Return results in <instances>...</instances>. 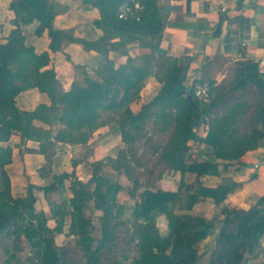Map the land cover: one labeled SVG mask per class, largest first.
<instances>
[{"label": "trees", "instance_id": "trees-1", "mask_svg": "<svg viewBox=\"0 0 264 264\" xmlns=\"http://www.w3.org/2000/svg\"><path fill=\"white\" fill-rule=\"evenodd\" d=\"M85 1L100 11L101 17L94 23L103 28L104 35L97 39L80 38L72 35L69 29L56 28L53 25L56 13L50 0H19L12 4L17 13L13 20L15 27L7 41L0 43V140L8 141L12 133L18 131L22 142L38 141L40 152L50 161L48 147L54 146L55 142L86 143L98 129L116 122L125 147L119 150L115 161L111 157L106 159L116 170L124 169L130 178V162L137 160L135 143L145 135L149 120L154 118V123L164 129L173 128L168 142L155 147L159 151V161L180 171L182 177L176 190H143L130 213L136 254L125 255L124 259L129 264H264L249 262L246 256L260 246L264 236V195L252 207H230L225 200L237 182L210 187L201 179L206 174H218V159L239 160L247 151L259 146L264 138V80L250 74L256 71L255 63L242 64L229 88L233 91L252 85L256 89L259 103L250 120L241 106L214 114L226 93L224 87L214 86L213 91L217 90V93L208 103H200L193 96V106L187 95H193L197 78L190 84V90V85L185 84L184 72L189 57L179 60L160 51L167 13L159 0H138L143 5L139 19L117 17L116 11L125 0ZM21 9L28 15L21 14ZM34 19L40 22L37 35L48 30L51 51L61 50L66 40L79 42L85 49L99 53L100 65L89 69L86 65L74 64L75 80L71 88L65 90L54 67H47L52 59L50 52L38 53L33 45L26 43L21 24ZM135 41L139 44V53L134 57L128 54L126 62L117 67L109 56L110 51L122 50L127 54L128 43ZM152 75L162 87L139 112H134L131 103L139 99ZM28 87H37L46 93L49 103H40L34 110L21 109L16 98ZM210 114L206 134L202 136L198 131L201 120ZM36 119L48 124L60 121L63 128L52 140L50 130L34 124ZM190 140L211 146L214 157L190 159ZM12 157L11 146H0V236L6 232L12 234L15 245L24 237L38 264H68L65 251L56 244L55 235L64 231L65 219L69 217L67 235L78 236L87 259L96 264L102 250L112 248L114 230L118 226L115 220L122 212L117 199L122 186L101 173L103 161L93 164V174L87 182L80 180L75 171L62 172L54 174L53 180L44 186L29 182L26 194L14 197L11 179L5 169ZM76 163L73 160V164ZM186 172L196 173L195 182H186ZM66 180L71 181L73 195L63 203L48 200L52 215L57 216V225L50 227L46 213L36 209L34 190L40 188L48 199L51 193L64 188ZM140 186L141 183L135 181L134 190ZM204 197L214 199L220 208L221 219L188 212ZM90 202L102 213V237L96 245L92 218L84 212ZM159 214H165L167 218V236H162L157 226ZM218 220L222 223L217 242L208 256H199L196 244L216 230ZM16 251L10 253L4 264H23Z\"/></svg>", "mask_w": 264, "mask_h": 264}, {"label": "crops", "instance_id": "crops-1", "mask_svg": "<svg viewBox=\"0 0 264 264\" xmlns=\"http://www.w3.org/2000/svg\"><path fill=\"white\" fill-rule=\"evenodd\" d=\"M18 1L0 0V43L7 41L15 27L13 20L17 13L12 8V4L18 3ZM50 3L56 13L53 19V25L56 28L69 29L72 35L86 39H97L104 35L103 28L94 23L96 19H100L101 15L99 9L93 4L85 0H50ZM159 3L167 13L160 51L179 60H185L189 57L187 58V60L190 59V63L186 70V85H190L195 78L203 77L209 78L207 80L214 81V85L219 86L226 78L230 76L235 78L237 69L242 64L254 63L256 59L264 57V0H159ZM223 8L225 10H222ZM20 13L24 16L28 15L22 9ZM39 23L38 19H34L31 22L21 24L26 43L33 45L38 53L50 52L52 59L47 67H54L57 78L65 90H69L75 80L76 68L74 64L86 65L89 69L100 65L101 56L99 53L96 50L85 49L79 42L66 40L61 50L51 51L48 30H45L42 35L36 33ZM127 47V54L122 50L110 51L109 56L117 67L126 62L128 54L134 57L139 53L137 41L128 43ZM239 53H243L244 57L239 58ZM161 87L162 83L154 75L150 76L139 99L131 103V109L134 112H139L142 106L159 92ZM16 101L21 109L34 110L40 103H49V98L37 87H28L17 95ZM34 124L50 130L52 140H54L55 134L63 128L60 121L48 124L36 119ZM150 125H154V118L149 120L145 134ZM206 128L205 123L200 126V135L206 134ZM172 129H165L169 137ZM169 137L161 144L167 143ZM142 138L141 144L145 145L148 139L145 135ZM138 140L135 143L136 148L140 146ZM188 144L190 146L188 151L190 159L205 160L214 157L211 146L195 140H190ZM0 146H11L13 151L12 160L5 166V169L11 179L14 197L24 196L29 182L37 186H44L53 180L54 174L62 172L71 173L75 171L80 180L87 182L93 174V164L99 160L103 161L101 173L108 177L111 175L110 178L122 186L121 190L117 192V199L122 212L115 221L123 220L130 223L131 210L143 190L140 191V194L135 195L134 192L137 189L128 188L131 181L125 170H116L113 164H110L106 159V157H111L115 161L119 150L125 147L119 125L116 122L98 129L86 143L55 142L54 146L48 147V152L51 155L50 161L46 154L40 152L38 141L30 139L22 142L21 134L18 131L13 132L8 141L0 140ZM144 150L148 151L149 148L145 146ZM137 154L136 152V158H138ZM152 155L159 162L158 165L161 166L160 174L162 176L158 188L176 190L182 177L181 172L166 167L159 161L158 150L154 149ZM73 160H76L77 163L73 164ZM217 161L219 163L218 174L202 176L201 179L204 184L215 187L219 184L226 185L237 182L238 185L228 193L225 204L230 207L245 208L255 205L259 198L264 195V138L259 146L247 151L239 160L218 159ZM130 163L131 167L136 164L135 161ZM144 163L145 166H150L147 173L151 174L154 171L152 162L147 164L145 161ZM138 165L139 168L141 164ZM44 167L45 170H43ZM144 167L143 171L145 170ZM184 178L186 182L193 183L197 175L194 172H186ZM158 188L149 187L153 190ZM61 190L64 196L56 201L59 203H63L66 198L72 197L71 181L66 180L64 188L61 187L57 192ZM34 191L37 198L36 208L37 204L41 203L39 210H43L47 214V224L50 227H55L57 216L52 215L48 201L52 199L51 195L47 199L40 188H35ZM84 212L91 218L89 212L98 216L94 220L92 218L95 231L92 232V235L96 239L94 242L96 245L102 237V213L95 208L93 202L85 207ZM188 212L214 219H221L222 217L220 208L211 197L202 198ZM156 221L161 235L167 236L169 227L165 214H159ZM70 222L71 219L67 217L64 231L55 235V241L59 247L64 245V240L67 242L76 237L75 235H67ZM221 223L218 220L216 230L196 244L199 256L205 258L210 254L212 247L217 242ZM246 256L249 262H264V236L260 246Z\"/></svg>", "mask_w": 264, "mask_h": 264}, {"label": "rangeland", "instance_id": "rangeland-1", "mask_svg": "<svg viewBox=\"0 0 264 264\" xmlns=\"http://www.w3.org/2000/svg\"><path fill=\"white\" fill-rule=\"evenodd\" d=\"M234 79L235 78L233 76H230L220 83V86L224 87V92L226 91V93L224 97L220 100L218 107L214 109L213 113L220 114L224 110L230 107L241 106L242 108L246 109L247 111L246 117L249 119L256 111V108L258 106L259 103L258 93L254 88V86L252 85L245 86L239 90L229 91L231 83L233 82ZM213 92L215 95L216 91L214 90ZM210 116L211 114L204 116L203 119L201 120L200 126H202L204 123L206 124ZM145 136L148 139V141L145 142L144 145L141 144L143 142L142 137L138 140V142L140 143V146L136 148V151L138 153L137 154L138 158L136 160V164L132 165L130 169L131 184L128 188L134 190L135 181L141 183V186L134 192L135 195L140 194L141 193L140 191L144 190L145 188H149L150 186H152L153 188L159 187L158 186L160 185L159 180L162 176L160 174L161 166L158 165L159 162H157L155 157H153L152 151L155 149L157 145L161 144V142L166 140L169 137V134L162 126L154 123V125H150V128L148 129V131H146ZM145 146L149 148L148 151L144 150ZM145 161L147 162V164L152 162L153 165L152 167H154L153 168L154 171L151 174L147 173L148 169H150V166L147 165L145 166L144 163ZM139 163L141 164V166L138 168L137 166H139L138 165ZM143 167L145 169L144 171H143ZM1 182L2 179L0 177V185ZM126 184L128 185V183ZM50 195L52 201L54 202H56L59 198H63L64 196L62 190L60 192L51 193ZM40 205L41 203H38L36 209L39 210ZM89 215L92 216L93 220L98 217L95 214H91L90 212ZM92 232H95L94 229ZM14 239H15L14 236L8 232L0 236L1 264H4V261L7 259V257H9L10 253H14L16 249L17 251L15 253L21 259L23 264H38L37 257L32 251L31 246L27 242V240L24 237H22L20 241L17 242V244L15 245ZM132 239H133V234L130 223L121 220L120 222H118V226L114 230V239L112 242V248L108 250L103 249L100 254V259L98 260V262H96V264H129V261L125 260L124 257L127 254L128 256H133L136 254L135 242ZM62 248L65 251L64 253L65 259L68 264H91V260L89 262L84 250L80 246L78 236H76L75 238H71L67 242L66 240H64V245L62 246Z\"/></svg>", "mask_w": 264, "mask_h": 264}, {"label": "built area", "instance_id": "built-area-1", "mask_svg": "<svg viewBox=\"0 0 264 264\" xmlns=\"http://www.w3.org/2000/svg\"><path fill=\"white\" fill-rule=\"evenodd\" d=\"M142 9L143 5L138 0H125L118 7L116 15L121 19H128L131 17L139 19ZM222 10H225V8ZM238 57L243 58V53H239ZM254 63L256 65V71L264 74V57L256 59ZM214 86L215 85H213L209 80L203 77H198L193 86V96L200 103H208L214 96Z\"/></svg>", "mask_w": 264, "mask_h": 264}, {"label": "water", "instance_id": "water-1", "mask_svg": "<svg viewBox=\"0 0 264 264\" xmlns=\"http://www.w3.org/2000/svg\"><path fill=\"white\" fill-rule=\"evenodd\" d=\"M189 63H190V59H188L185 63V68H184V72L188 69L189 67ZM251 75H257L259 76L260 78H262L264 80V74H261V73H258L257 71H252L250 72ZM189 89L191 90L192 89V86L190 85ZM187 98L189 99L190 103L194 106V101H193V95L191 93H189L187 95Z\"/></svg>", "mask_w": 264, "mask_h": 264}]
</instances>
